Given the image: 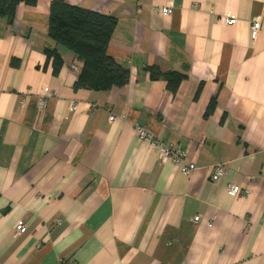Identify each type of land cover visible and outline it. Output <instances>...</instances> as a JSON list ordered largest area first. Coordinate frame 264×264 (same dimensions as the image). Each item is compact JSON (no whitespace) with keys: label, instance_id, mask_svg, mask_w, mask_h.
Returning <instances> with one entry per match:
<instances>
[{"label":"crops","instance_id":"1","mask_svg":"<svg viewBox=\"0 0 264 264\" xmlns=\"http://www.w3.org/2000/svg\"><path fill=\"white\" fill-rule=\"evenodd\" d=\"M64 1L116 19L107 55L127 79L75 89L62 48L52 73L51 0L0 16V264H264V0ZM136 126L186 151L190 175Z\"/></svg>","mask_w":264,"mask_h":264},{"label":"trees","instance_id":"2","mask_svg":"<svg viewBox=\"0 0 264 264\" xmlns=\"http://www.w3.org/2000/svg\"><path fill=\"white\" fill-rule=\"evenodd\" d=\"M37 0H0V16L12 19L20 4L34 6ZM116 19L93 10L71 5L64 0H51L49 7L48 35L56 43L46 50V64L52 65L56 75L63 66L58 48L69 50L81 61L80 71L74 83L75 89L95 92L121 87L127 72L107 55ZM182 77L170 73L165 81L171 92H176ZM215 102H209L205 116L214 110Z\"/></svg>","mask_w":264,"mask_h":264},{"label":"built area","instance_id":"3","mask_svg":"<svg viewBox=\"0 0 264 264\" xmlns=\"http://www.w3.org/2000/svg\"><path fill=\"white\" fill-rule=\"evenodd\" d=\"M158 11L163 16H170L173 13V7L166 6V7L158 8ZM225 23H227L228 25H233L236 23V20L235 18L232 17H226ZM260 26L261 23L259 19L252 21L250 38L254 39L256 37V35L260 30ZM71 69L73 71H76V67L74 66H72ZM42 105L43 104L41 103L40 106ZM71 110H75V106H73ZM112 119L113 117L110 118V120ZM134 132L138 139L147 141L150 144V146L157 148L161 159L163 160L168 159L172 161L176 166H180V171L182 174L189 176L190 173L194 170L195 166L193 164H190L187 160L186 151L182 150L179 146L172 144H163L159 140L152 138L151 135L148 133V131L141 126H136L134 128ZM224 175H225V166L222 164L216 165L212 169L211 181L214 183L219 182L224 177ZM226 193L228 196L234 198L240 195H247L248 191L247 188H240L237 185L228 184L226 186ZM194 221L198 222L199 217H195ZM15 232L16 234L25 233L26 226L21 222H18L15 226Z\"/></svg>","mask_w":264,"mask_h":264}]
</instances>
